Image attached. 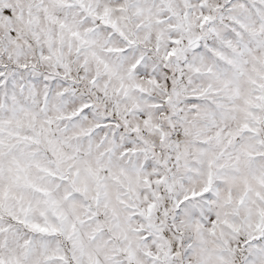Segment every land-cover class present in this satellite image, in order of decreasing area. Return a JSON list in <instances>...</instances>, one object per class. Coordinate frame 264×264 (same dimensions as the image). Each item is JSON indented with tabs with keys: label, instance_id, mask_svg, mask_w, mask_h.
I'll use <instances>...</instances> for the list:
<instances>
[{
	"label": "snow or ice",
	"instance_id": "6c2138e0",
	"mask_svg": "<svg viewBox=\"0 0 264 264\" xmlns=\"http://www.w3.org/2000/svg\"><path fill=\"white\" fill-rule=\"evenodd\" d=\"M0 264H264V0H0Z\"/></svg>",
	"mask_w": 264,
	"mask_h": 264
}]
</instances>
